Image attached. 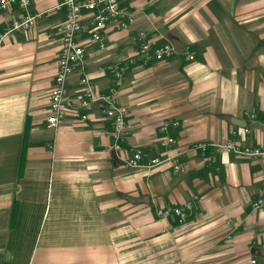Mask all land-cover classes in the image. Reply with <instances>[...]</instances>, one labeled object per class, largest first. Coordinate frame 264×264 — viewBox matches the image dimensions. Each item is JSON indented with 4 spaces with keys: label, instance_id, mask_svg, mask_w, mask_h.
<instances>
[{
    "label": "crops",
    "instance_id": "crops-1",
    "mask_svg": "<svg viewBox=\"0 0 264 264\" xmlns=\"http://www.w3.org/2000/svg\"><path fill=\"white\" fill-rule=\"evenodd\" d=\"M59 2L0 13V264H264V209L253 207L264 200V156L195 150L231 141L264 149V0H119L136 23L109 30L104 50L87 43L68 82L74 111L49 129L65 20ZM27 14L37 16L34 27L1 38ZM140 32L176 54L123 73L117 101L129 137L116 154L102 103L82 106L80 73L108 94V67L135 55ZM165 137L175 145L162 147ZM136 149L186 171L125 167ZM187 202L185 224L159 215Z\"/></svg>",
    "mask_w": 264,
    "mask_h": 264
},
{
    "label": "built area",
    "instance_id": "built-area-1",
    "mask_svg": "<svg viewBox=\"0 0 264 264\" xmlns=\"http://www.w3.org/2000/svg\"><path fill=\"white\" fill-rule=\"evenodd\" d=\"M32 0H0V13L9 11L12 7H18L26 11ZM58 10H65V20L58 32L61 37V47L57 62V71L54 78V88L50 97L49 115L46 119L49 129H57L74 111V100L68 92V82L74 76L76 67L82 66L85 58V46L92 42L98 44L101 50L106 48L105 39L109 30L127 31L137 21L135 12L129 8L122 7L119 0H60L56 6ZM37 16L25 15L22 18H13L3 37L13 32L23 31L35 26ZM139 47L132 58L121 64H113L108 67L114 81L113 87L106 95H99L93 81L80 73V86L82 93V106L91 102H101L104 115L112 121V145L114 153L127 151L129 131L126 124L127 109L117 101V91L122 86L123 73L130 66L141 64L146 65L150 61H164L172 58L176 54L175 48L171 44L160 46L154 45L147 39L144 32L138 35ZM184 54L188 60L193 59L189 48L184 49ZM251 119L255 115H248ZM82 121L87 120V116L81 117ZM177 127L178 123L172 124ZM168 124H164L160 130L166 133ZM248 133V130H245ZM175 139L165 137L161 139V146L169 149L175 145ZM214 148L220 153H233L248 159H257L264 156V149H250L242 147L238 142L231 141L222 145H211L199 143L195 145V150L203 157L208 158L210 149ZM213 162L214 159H211ZM125 167L137 169H153L163 164H169L174 173H185L186 169L179 164L176 159L153 158L146 159L142 150L136 149L131 152V156L125 159ZM255 209H264V200L260 199L253 204ZM190 203L183 206L159 211V215L164 218L173 216L179 224H185L188 220Z\"/></svg>",
    "mask_w": 264,
    "mask_h": 264
},
{
    "label": "water",
    "instance_id": "water-1",
    "mask_svg": "<svg viewBox=\"0 0 264 264\" xmlns=\"http://www.w3.org/2000/svg\"><path fill=\"white\" fill-rule=\"evenodd\" d=\"M128 201L131 202L132 204H143L147 202V199L146 198H139V199L128 198Z\"/></svg>",
    "mask_w": 264,
    "mask_h": 264
},
{
    "label": "trees",
    "instance_id": "trees-1",
    "mask_svg": "<svg viewBox=\"0 0 264 264\" xmlns=\"http://www.w3.org/2000/svg\"><path fill=\"white\" fill-rule=\"evenodd\" d=\"M25 146H26V144H25ZM24 147V146H23Z\"/></svg>",
    "mask_w": 264,
    "mask_h": 264
}]
</instances>
